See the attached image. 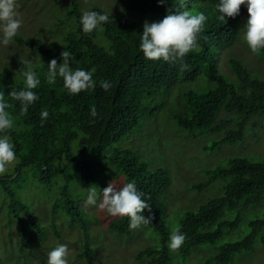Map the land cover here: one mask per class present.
Returning <instances> with one entry per match:
<instances>
[{
  "label": "trees",
  "instance_id": "16d2710c",
  "mask_svg": "<svg viewBox=\"0 0 264 264\" xmlns=\"http://www.w3.org/2000/svg\"><path fill=\"white\" fill-rule=\"evenodd\" d=\"M120 2L124 3V9L119 12L96 5L87 8V11L108 13L109 22L86 34L79 22L82 5L76 0H71L65 6L56 1L55 7L62 10V14L55 15L54 28L47 30V39L52 37L51 42L41 37H14L15 43L32 51L41 60L27 64L25 59L14 58L13 62L3 64L0 92L5 94L6 102L10 105L6 110L15 120V126L8 134L17 157L21 158L20 168L36 166L38 180L44 186L52 185L58 160H75L74 145H77L82 157L92 150L104 153L119 144L135 128L155 118L159 113L155 112L156 98L163 93L171 97L176 87L178 91H183L177 97L180 109L172 118L181 130L190 135L197 132L219 134L226 130L218 144L235 145L246 139L251 127L255 128L251 124L254 119H260L264 127V75L260 71L254 72L244 60L231 54L227 64L231 74L221 70L224 52L243 37L248 20L246 6H241L235 18L226 16L225 21H221L217 18L220 13L216 10L220 0H167L166 5H161L159 0ZM168 8L193 14L204 13L207 19L198 37V48L174 62L147 60L139 48L143 24L145 21H162ZM65 50L74 56L70 62L73 70L95 68L93 79L97 84L94 90L72 95L64 88L63 79L59 76L55 84L47 83L50 61L56 59L58 65L62 63L60 54ZM255 55L264 64V50ZM184 65L186 67H182ZM29 68L36 72L40 80L39 86L33 89L39 99L29 106L26 114L21 115L20 101L13 99L9 93L26 88V78L22 73ZM202 79L206 82L203 88L190 89V85H183L194 86ZM101 80L110 82L111 87L107 91L100 87ZM93 105L98 113L96 117L91 115ZM42 110L49 113L43 123ZM222 114H227L228 118L218 124ZM231 125L233 127L228 129ZM108 158L118 164L126 174L128 183L135 182L137 190L143 193L142 198L151 204V211L145 209L143 215L154 219L149 225L139 228L153 227L160 236V246L144 248L138 260L149 259L148 264H172L166 210L161 201L170 183L167 173L163 170L150 172L147 165L130 151L117 150ZM85 167L77 164L76 170L85 180H89ZM207 175L210 180L219 178L226 182L224 194L198 211L186 214L180 228L186 240L177 252L181 259H186L196 247L215 246L223 239L225 230L238 227L242 213L259 209L254 215L256 217L247 223L250 231L242 240L221 245L217 253L206 261L207 264H230L234 256L252 252L256 242L264 246V207L260 208L264 202V159L254 155L235 156L226 166L208 170ZM8 183L5 179L0 180V195L8 200L10 216L22 227L26 222L24 218L28 219L32 233L40 236L43 242L47 232ZM209 185L203 183L194 188L204 190ZM53 210L73 220L81 217L80 206L70 197L68 184ZM236 213L235 219L227 217ZM83 230L88 251L79 258L93 252L88 226L84 225ZM110 230L121 237H131L136 229L130 230L129 218L122 217L110 224ZM26 243L27 239H22V245L26 246Z\"/></svg>",
  "mask_w": 264,
  "mask_h": 264
},
{
  "label": "rangeland",
  "instance_id": "374dc122",
  "mask_svg": "<svg viewBox=\"0 0 264 264\" xmlns=\"http://www.w3.org/2000/svg\"><path fill=\"white\" fill-rule=\"evenodd\" d=\"M56 1L65 6L71 0H16V10L23 21L17 36L41 37L51 42L52 37L47 39V30L54 28L55 15L62 14V10L55 7ZM76 1L82 5L83 12L93 5L114 12L124 9V3L120 0ZM230 54L244 60L254 72L260 71L264 75V64L259 62L243 39L225 51L222 56L221 70L228 75L231 74L227 66ZM14 58L31 60L32 63L40 61L36 54L20 47L13 38L9 46L0 44L1 74L4 73L3 64L13 62ZM183 85H190V89L203 88L206 82L202 79L194 86ZM176 88L172 91L171 97L163 93L156 98L154 107L156 114L159 113L155 118L135 128L119 144L108 148L104 153L92 150L82 157L77 145H74L75 160L67 162L61 159L56 162L57 174L49 187L42 185L38 180L36 166L20 168L21 158L17 157L14 166L10 167L5 175L0 176V180L9 181L8 186L17 193V198L29 207L34 218L47 232V237L42 242L40 236L33 234L28 219L24 218L26 222L23 227L14 220L7 209L8 200L4 195H0V264H47L48 253L60 244L67 245L70 251L68 264H148L149 259L138 260L137 257L146 247L160 246V236L153 227L137 228L131 237H121L110 230V224L122 217L110 216L106 210L97 206L85 207L87 189L90 186L95 185L98 193L100 190L102 195L103 190L112 181L117 188L128 183L126 174L120 170L117 163L108 158V155L117 150L136 154L150 172L163 170L167 173L170 183L163 192L161 201L166 210L165 220L169 235L177 229L180 230L186 214L196 212L211 200L223 196L226 182L219 178L210 180L208 170L226 166L232 157L239 155H254L264 159V127L261 126L260 119L251 122L255 128L251 127L246 139L235 145L218 144L226 130L219 134L197 132L194 135L181 130L172 118L180 109L177 97L183 91ZM227 118V114H222L218 124ZM232 127L233 125L228 129ZM77 164L87 166L84 171L89 175V180H85L76 170ZM16 178L18 180L14 181ZM203 183L210 185L204 190L194 188L195 185ZM67 184L70 197L81 209V217L76 220L53 210ZM99 199L98 196L97 203ZM262 207L264 202L260 208ZM258 210H246L241 214L236 229L225 230L223 239L215 246L203 245L194 248L186 259L179 257L177 249L169 248L172 264H207L206 261L217 253L218 247L228 242L242 240L249 233L247 223L256 217L254 215ZM227 217L235 219L237 213L228 214ZM84 225L88 226L93 252L79 258V255L88 251L85 246ZM24 238L27 239L26 246L22 245ZM230 264H264V246L256 242L252 252L234 256Z\"/></svg>",
  "mask_w": 264,
  "mask_h": 264
},
{
  "label": "clouds",
  "instance_id": "9594fccd",
  "mask_svg": "<svg viewBox=\"0 0 264 264\" xmlns=\"http://www.w3.org/2000/svg\"><path fill=\"white\" fill-rule=\"evenodd\" d=\"M161 5H166L167 0H159ZM241 6H246L248 20L244 26L243 41L253 53L264 50V0H220L216 10L220 13L217 17L225 21V17L235 18L240 13ZM16 0H0V44L9 46L17 36L23 25L20 13L16 10ZM112 15V14H111ZM207 17L203 12L193 14L189 11L167 9V15L160 22L143 24L139 48L147 60L174 62L183 59L187 54L198 48V37L203 31ZM80 24L84 33H91L100 29L109 22L108 13L84 11L80 17ZM62 63L57 64L52 59L48 65L47 83L55 84L57 77L63 79L64 88L72 95L84 91L94 90L96 80L93 79L95 68L84 70L72 69L70 62L74 60L69 50L60 54ZM41 60V59H40ZM25 63L31 64L32 61ZM186 67V65L182 66ZM26 78V88L20 91H11L9 95L21 103V115L28 112V108L39 99L33 89L37 88L40 80L31 68L22 73ZM100 87L107 91L111 84L108 81H100ZM10 105L6 102L5 94L0 92V176L5 175L9 168L14 166L17 155L14 144L8 134L15 126V120L6 110ZM91 115H98L95 105L91 107ZM49 116L47 110L41 112V123ZM95 185L87 189L85 207L97 206L106 210L113 217L129 218L130 230H135L142 225H149L154 217H145L143 212L151 211V204L144 200L143 193L137 190L135 182H129L122 187L114 186L113 181L102 192L97 191ZM99 196V203L97 198ZM186 235L179 229L174 231L169 238V248L179 249L185 242ZM70 251L67 245L60 244L48 253L47 264H68Z\"/></svg>",
  "mask_w": 264,
  "mask_h": 264
}]
</instances>
